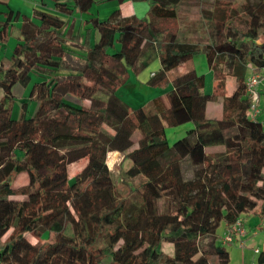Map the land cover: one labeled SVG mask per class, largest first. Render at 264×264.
I'll return each instance as SVG.
<instances>
[{"label": "trees", "instance_id": "1", "mask_svg": "<svg viewBox=\"0 0 264 264\" xmlns=\"http://www.w3.org/2000/svg\"><path fill=\"white\" fill-rule=\"evenodd\" d=\"M30 1L35 22L0 0V49L9 22L21 21L0 61V264H237L217 230L248 214L264 221V123L247 114L246 90L249 67L264 74V0H130L147 3L144 18L121 17L125 0ZM109 2L116 8L107 18L65 31L68 16ZM219 4L232 6L227 16ZM206 21L200 43L190 24ZM197 57L234 79L220 119L207 117L218 95L205 92L204 74L192 68L169 79ZM154 58L159 68L145 84L170 88L130 110L116 90ZM16 85L26 89L19 102ZM182 125L170 143L166 129ZM109 151L123 155V197ZM79 153L87 163L69 182L67 159ZM255 262L264 264V250Z\"/></svg>", "mask_w": 264, "mask_h": 264}, {"label": "rangeland", "instance_id": "2", "mask_svg": "<svg viewBox=\"0 0 264 264\" xmlns=\"http://www.w3.org/2000/svg\"><path fill=\"white\" fill-rule=\"evenodd\" d=\"M248 1L250 3H255V2H258L259 0H248ZM242 2H244V0H236L233 6L241 4ZM102 4H105V3H102ZM102 4H94V7L92 8L91 11L92 12L97 11L98 10L97 8L99 7V12L101 13V17L106 18L109 13V10L107 11V9H105V7H107L106 6L107 4L105 5H102ZM219 5L222 7V11H224V14L227 16L229 14V11L227 10H229V7H232V6L225 7L224 5H221V4ZM47 6L49 7V9H52V5L50 3ZM219 10L220 11L217 10L216 12H213V17L214 16L216 17L218 16L219 13H222L221 9ZM92 12L90 14H92ZM208 24H209V21H206L205 23L195 22L194 24H190L191 30L197 32L198 34L197 39L200 43H203L204 30ZM167 25L172 29H178L181 27V25H179L176 22H169L167 23ZM199 60L200 58L198 57L195 58V67H196L197 72L205 75V92H214L218 95V99L216 102L211 101L208 103L207 117L210 119H214V120L220 119V116L223 112V98L229 95L233 91L234 85H235L234 79L233 77L226 75V73L222 71L220 64L215 65L213 67V70L212 69L208 70V68L206 67L205 61H203V64L201 63L199 64L200 62ZM193 64H194V61L193 62L189 61V62H186L180 65L178 68L172 70L169 73V79H171L173 76H177L178 74H180L181 72H184L185 70H189L193 68ZM157 68H158V59L154 58L150 62V64L147 66V68L144 69L139 74L140 76H143L145 72L156 71ZM251 72H252V69L249 67L247 69L246 78H248L251 75ZM148 75L149 73L146 76H144L142 80L138 79V82L143 83V81L147 78ZM32 78L33 80L48 79V76L33 74ZM135 78H137V76H135ZM129 84L130 83L127 81V83L120 85L118 89L116 90V95L120 97L123 102L126 100L127 94H129L130 90H133L135 92H142V95L144 96V98H146L144 99L145 102L142 101L140 103L142 104L144 102L142 106H144L151 98L159 94V93H156L155 95H150L149 90H148L149 87L139 86V84L131 86ZM259 87L261 88L260 90L259 89L257 90L258 93H261L262 91H264V74L261 77ZM158 90L161 91V90H164V88L160 87L158 88ZM18 94L19 93L17 92L15 94L16 102H18V100L20 101V100L25 99V98L19 99L20 97ZM259 95H260V99L257 102V107L259 111H261V113L256 118L263 121L264 123V94H259ZM128 107L130 110L133 109L131 105H129ZM184 128H186V125H182V126L175 127V128H167L166 135H167L169 142L171 143L174 141L173 139L182 136ZM136 141H137V138L136 136H134L133 143L136 144ZM213 150L220 151L222 149L215 148ZM106 162L108 164L111 177L115 179V181L117 182V185H118L117 188H118L120 197L125 196L128 189L125 186H123V184L118 182L119 181L118 176L120 173L121 164L123 162V155L115 151H110L107 154ZM86 163H87L86 153H79L67 159L66 164H67V169H68V176L70 178L69 182H71L74 179V176L78 174L84 168ZM26 177H27L26 174H22L18 178V180H16L15 184L17 186L25 184ZM244 223H245L244 225L245 231L247 234L245 235L246 237H244L245 241L241 239L244 243L243 247L239 246L238 239L237 241H234L235 243L220 242L223 245V247L226 249V251L229 253L230 261L232 263H244V262L250 263L251 261L256 263L255 262L256 254L254 253V249L257 248L258 250H262L264 248V221L259 220L258 218L252 216L251 214H248L246 215ZM253 229L257 231L254 235L251 233ZM217 233L219 234L220 237L221 235L223 236L224 229L220 226L217 230ZM31 240L34 241V239H31ZM245 242H246V245H245ZM159 248L162 252L168 255L173 254L172 245L167 242H161ZM105 263H108L107 260H105Z\"/></svg>", "mask_w": 264, "mask_h": 264}, {"label": "crops", "instance_id": "3", "mask_svg": "<svg viewBox=\"0 0 264 264\" xmlns=\"http://www.w3.org/2000/svg\"><path fill=\"white\" fill-rule=\"evenodd\" d=\"M105 4H107L106 5L107 7H105V9H107V11L109 10V13H108V15H109L110 12L114 8H116V4L114 2H109V3H105ZM105 4H102V5H105ZM8 5H9V7L12 10H18L19 12H21V13L25 14L26 16L32 18V9H33L34 4L30 0H9ZM22 5H24V6H22ZM44 7L48 9V6L45 5ZM147 7H148V5H147L146 2H136V3H134V2H132L130 0H125L119 6V8H120V15H121V17H128V16L135 15L138 18H144L146 16ZM92 8L90 9V12L87 13V14H84V15H81V16H79L78 14H74L72 16H68L66 18V28H65V31H68V30H70V31L76 30L81 25V23L83 22V20H85L86 18H88L90 16H97V17H99V19H105V18L101 17V13L99 12V7L97 8L98 9L97 11H93V12L91 11ZM6 12H7V9L3 5L0 4V21L4 20V14ZM91 12H92V14H90ZM108 15H107V17H108ZM32 20L34 21L33 18H32ZM20 23H21L20 20H16V21H12L11 20V22H9V25H10L9 27L11 28V33H10V37H9L8 42L5 45L4 49L3 48L0 49V61H4V62H7L8 61V57H9V55L11 53V49H12L13 45L15 44L16 40L18 38H20V36H21V33H20ZM93 38H94V36L92 37V39ZM199 61H200L199 64L200 63L203 64V59H200ZM158 68H159V63H158ZM193 68L196 69L195 62L193 64ZM185 71H187V70H185ZM153 72L154 71H152V72H145L143 76H140V74H139L137 76V78H135L131 73L128 72L127 81L130 83L129 85H131V86H134L136 84H139V86H147L145 83H146L147 79L149 78V76ZM148 73H149V75L143 81V83L138 82V79H141L142 80L143 77L146 76ZM168 88H170V85L169 84H166L165 87H164V90H161L160 91L158 89H151V88H149L148 90H149V94L150 95H155L156 93L161 94L162 92H164ZM260 88L261 87L258 86V89L259 90H260ZM12 91H13L14 96H15L16 92L19 93L18 94L19 97H20L19 99L26 98V89H22L20 86L16 85V86L13 87V90ZM0 97H1V90H0ZM144 99H146V98H144V96L142 95V92H135L133 90H130L129 91V94H127V98L124 101V103L127 106L131 105V107H133V109H136V108L141 107L143 105V103L145 102ZM259 99H260V96L258 97V101H259ZM142 101H144V102L142 104H140ZM18 102H19V100H18ZM34 109H35V105L33 103H31L30 106H29V113H28V115H30L34 111ZM207 109H208V106H207ZM17 111L14 112V115H17ZM260 113H261V111H259V113L256 115V117L258 115H260ZM256 117L254 119L259 120ZM259 121H261V120H259ZM245 218H246V216H242V225H243L244 231H245V226H244L245 225V223H244L245 222ZM221 227L224 229V232H225L226 229L223 226H221ZM256 232L257 231L254 230V229L251 231V233L253 235ZM246 234L247 233L245 231L244 236L241 238L242 240H244V237H246L245 236ZM221 238H222V235H221L219 241H221ZM234 239H235V241H237L238 237H235ZM245 245H246V242H245ZM263 250H264V248L262 250H260V252H262ZM244 263H237V264H244ZM250 264H255V263L251 261Z\"/></svg>", "mask_w": 264, "mask_h": 264}, {"label": "built area", "instance_id": "4", "mask_svg": "<svg viewBox=\"0 0 264 264\" xmlns=\"http://www.w3.org/2000/svg\"><path fill=\"white\" fill-rule=\"evenodd\" d=\"M260 81H261V74L260 73L251 72V75L248 78H246V90L249 94V98L251 99V105H250V108H249L247 114L251 118H255L256 115L259 113V109L257 107V102H258L257 90H258V86H259ZM115 152H117V151H115ZM119 154H121V153H119ZM106 157H107V155H106ZM106 165L108 167L107 162H106ZM108 169H109V167H108ZM244 234H245V231H244V228L242 225V218H238L235 221V223L233 225H231V227L224 232V235L221 238V242L222 243H226V242L234 243V241H235L234 238L238 237L239 246L243 247L244 243L241 240V238L244 236ZM254 253L257 255L260 253V250L255 248Z\"/></svg>", "mask_w": 264, "mask_h": 264}]
</instances>
